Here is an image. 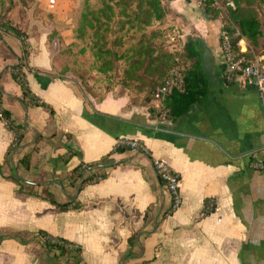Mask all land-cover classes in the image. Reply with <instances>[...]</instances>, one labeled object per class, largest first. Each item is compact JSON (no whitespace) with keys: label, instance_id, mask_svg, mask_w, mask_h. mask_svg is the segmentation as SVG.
Instances as JSON below:
<instances>
[{"label":"crops","instance_id":"obj_1","mask_svg":"<svg viewBox=\"0 0 264 264\" xmlns=\"http://www.w3.org/2000/svg\"><path fill=\"white\" fill-rule=\"evenodd\" d=\"M164 3L168 17H186L184 39L199 37L208 78L205 96L174 120L151 114L152 99L133 101L128 92L87 100L75 80L57 71L54 29L63 28L57 24L24 29L31 67L24 68L25 79L53 112L26 104L9 71L20 61L21 40L0 25L3 105L23 125L22 138L7 152L13 132L0 118V264H73L50 263L33 235L38 229L79 244L85 264H264V170L250 165L255 156L264 158V96L239 76L225 79L219 17L209 18L196 0ZM119 137L135 138L145 150L115 151ZM25 153L27 166L20 161ZM103 156L115 162L105 177L81 186L69 177L79 162ZM153 157L167 159L179 175L176 207ZM11 168L36 192L51 191L61 202L75 198L80 206L59 210L43 197L18 193L5 176ZM35 170L41 177L30 175ZM209 198L213 208L203 213Z\"/></svg>","mask_w":264,"mask_h":264},{"label":"trees","instance_id":"obj_2","mask_svg":"<svg viewBox=\"0 0 264 264\" xmlns=\"http://www.w3.org/2000/svg\"><path fill=\"white\" fill-rule=\"evenodd\" d=\"M224 5V17L221 21L224 29L228 32L233 49L239 51L240 46L238 44L239 39L244 36L250 44V49H247L243 53L246 56H252L255 54L263 55L264 62V20L259 16L260 12L258 8L260 3H263L262 9L264 10V0H232L234 6L225 5L228 0H217ZM103 6L98 8L97 11L89 9V0H83L81 8V16L78 21L80 26L78 29L79 37L83 36L84 22H87L91 27H94L95 34H98L99 24L110 21L112 16L119 15L115 21V25L119 28V32L122 33L125 27H134L136 31H139L138 35L127 36V41H134L135 44L131 47L123 48L120 52L117 49H111L107 47L101 49L99 47L98 40L93 41L90 47L95 54L97 62L96 67L101 71H105L107 68L112 67L114 60L118 58L126 59L125 71L127 75L131 76L134 73V69L142 67L143 72L150 75L153 78V87L161 82L167 75L168 71L178 65L181 67L183 75V83L181 86H174L164 99L166 108L165 117L174 120L177 116L185 112L192 103L202 99L207 91L208 78L202 66V55L199 49V37L188 36L182 43L181 48L178 50L157 48L155 44H151L149 41L154 40L153 33L149 32L146 35L147 26L152 25L156 21L162 20L166 13L167 8L163 0H102ZM213 0H207L203 6V10L209 18H216L220 13V9L212 5ZM213 6L211 9H209ZM9 10V8H7ZM7 10V11H8ZM90 10V11H89ZM116 10V13H115ZM121 16L123 18H121ZM135 24V25H134ZM106 25V24H104ZM6 30L18 37L22 44V53L20 61L9 68L11 77L20 85L22 90V99L28 105H41L46 107L51 113L53 108L46 101L37 96L29 87L27 80L25 79L24 68L30 69L27 60L29 54V43L26 40V31L21 30L13 24L6 25ZM239 31V33H238ZM123 34V33H122ZM51 37V35L49 36ZM102 38V37H101ZM105 40V39H104ZM102 41L106 44V41ZM126 41V40H125ZM157 43V41H154ZM150 43V44H149ZM153 43V42H152ZM135 49L138 55L137 58L131 59L130 55L124 50ZM81 48L80 51H83ZM104 54V55H103ZM67 66L61 67L58 71L62 77H69ZM78 79L75 80L78 83L79 89L83 92V95L88 100L87 95L96 96L92 90V86L88 83L86 77L82 74H78ZM227 80V79H226ZM227 80V81H232ZM125 86H128L125 84ZM149 98L146 97L145 101ZM90 102V101H89ZM151 114L159 115V112L153 105L148 106ZM0 118L4 121L6 126L13 132V139L20 140L23 135V125L15 122L11 116V111L3 105V91L0 86ZM129 147L124 144L116 143L114 150L122 151ZM13 149L11 143L7 148V152ZM140 149V148H139ZM30 154L25 153L20 158V161L24 165H28ZM115 164L106 161V156L101 157L97 161L93 162H79L72 169L69 177L79 179V186L88 182H95L106 176L105 168ZM0 174H3L2 164L0 163ZM11 178L17 184V192L27 195H37L43 197L51 202L59 210H67L74 207H79L80 202L75 198H70L66 201H57L51 191L36 192L33 188V183L27 182L21 177L15 175L14 169L11 168L10 172L5 175ZM209 212L207 207L204 208L203 213ZM33 235L38 236L42 240V244L48 252L47 260L52 263L59 259L71 260L73 264H85L82 262L81 246L67 238L53 235L46 230L38 229ZM3 234H0L2 237ZM52 254L50 255V253Z\"/></svg>","mask_w":264,"mask_h":264},{"label":"rangeland","instance_id":"obj_3","mask_svg":"<svg viewBox=\"0 0 264 264\" xmlns=\"http://www.w3.org/2000/svg\"><path fill=\"white\" fill-rule=\"evenodd\" d=\"M82 2L83 0H54L52 3L50 0H0V4L2 5L0 7V25L13 24L21 30H26V28L30 27L32 24H41L43 25L41 26L43 29H48L49 26L53 28L55 24L63 26L62 30L59 31L53 28L59 40V52L56 57L60 68L67 66L69 69L67 71L69 77L78 79V74H82L86 77L88 83L92 86L93 92L96 94V98L104 96L105 93L118 95L123 92H128L133 101L139 99H141L143 103L151 101L152 82L154 80L150 75L143 72L142 67L135 68L134 73L129 76L125 71L126 59L118 58L114 60L112 67L107 68L105 71H100L96 67L98 61L95 59V54L90 48L93 41L97 39V44L101 49L110 47L120 52L123 48H129L135 44V40L130 42L127 41V36L138 35L139 31H136L134 27H125L122 31L123 34L120 33L119 27L115 25V21L119 15L114 14L110 21H105V23L102 24L96 22V25L99 26L98 34H95L94 27L84 22V26H81L83 27L84 33L82 38L79 37L78 29L80 22L78 18L80 19L81 16L80 11ZM198 2L199 0H196L197 7L201 6L203 8V5ZM102 4V0H89V9L97 11L98 8L103 6ZM219 4L222 7H214L220 9L218 17L222 19L225 15V8L220 2ZM260 5L261 6L257 7L260 12L259 16L264 20L263 3H260ZM212 7L213 6L209 9ZM7 8H9V10ZM166 8L168 12L169 8L167 6ZM7 10L9 12H7ZM177 15L178 13H171L168 17L166 13L162 20L156 21L145 28L147 30L146 35H148L150 31L154 32L152 34L154 40L149 41L151 44H155V47L162 49L170 48L178 50L181 48L183 40H185V36L183 35L185 32L184 23L186 17H184V15L179 17ZM121 18L123 17L121 16ZM220 23H222V21ZM103 40L106 41V44L102 43ZM155 40L157 43L154 42ZM81 48H84V50L80 51ZM124 51L130 55L129 60L138 57L135 49H133L132 52L130 49ZM60 68L57 71H59ZM125 84L128 86H125ZM146 97L149 98L148 101H145ZM24 171L25 169L20 165L19 173ZM30 175L32 177L35 176V178L41 177L36 170ZM37 238L39 237L37 236ZM34 239L36 240V237Z\"/></svg>","mask_w":264,"mask_h":264},{"label":"built area","instance_id":"obj_4","mask_svg":"<svg viewBox=\"0 0 264 264\" xmlns=\"http://www.w3.org/2000/svg\"><path fill=\"white\" fill-rule=\"evenodd\" d=\"M51 3L54 0H50ZM207 0H199V4L203 6ZM213 6L222 7L217 0H213ZM225 5L234 6L232 0H228ZM239 33V31H238ZM219 42L220 50L223 60L225 62L224 77L227 80L241 77L246 83H252L256 86L261 96H264V62L262 57L253 54L252 56H246L243 52L247 50L246 42L242 37L239 39L238 44L240 46L239 51L233 49L230 36L224 29L223 24L220 25L219 30ZM244 45V47H243ZM183 83V75L181 67L176 65L172 67L163 80L157 83L152 89V100L154 101V108L162 115L165 116L166 108L164 99L169 93L172 87L181 86ZM18 139H13L11 145L15 147L18 144ZM117 143L127 145L132 149L145 148L135 139L129 137L117 138ZM152 164L154 170L161 181L162 187L170 194L171 205L176 207L180 202L178 182L179 175L170 166L167 159L162 157H153ZM250 165L256 169L264 170V158L253 157L250 160ZM214 205L213 198H209L206 202L207 209L211 210Z\"/></svg>","mask_w":264,"mask_h":264},{"label":"water","instance_id":"obj_5","mask_svg":"<svg viewBox=\"0 0 264 264\" xmlns=\"http://www.w3.org/2000/svg\"><path fill=\"white\" fill-rule=\"evenodd\" d=\"M11 65H9L8 67H10Z\"/></svg>","mask_w":264,"mask_h":264}]
</instances>
